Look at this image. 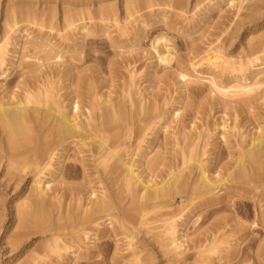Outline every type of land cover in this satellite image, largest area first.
Here are the masks:
<instances>
[{
  "label": "rangeland",
  "instance_id": "374dc122",
  "mask_svg": "<svg viewBox=\"0 0 264 264\" xmlns=\"http://www.w3.org/2000/svg\"><path fill=\"white\" fill-rule=\"evenodd\" d=\"M19 1L0 0V44L5 41L3 44L5 46L2 45L3 48L0 49V56L5 55V63L2 67L0 63V100L14 91L19 94L22 90L20 95L24 96L22 94V88L26 87L24 85L34 86L31 89L37 96L40 91L34 88L40 85L39 88L42 90H49L47 98L54 96L50 98L51 101L63 106L60 108L62 112L71 110L72 99L76 97L83 99L82 104L85 103V107H82L79 102L82 108L80 113L82 115L83 112L84 117L88 113L86 110L92 106L96 115L106 114L109 104L105 105V100L110 104L114 102L112 105L119 106L124 113L133 108L135 117L131 119L127 114L126 127L117 130L121 141L118 143L120 145L117 144V154L109 161V164L113 161L109 166L110 169L109 167L107 170L104 169L103 160L99 159L95 152L96 141H87L85 145L79 141L76 144L68 143L66 149L59 147L60 157H55L52 166L47 167L45 173L41 175L43 179L50 180L52 191L54 189L57 193L53 191V194L49 188L48 193L55 197L51 198L49 194L47 195L49 199L51 198L49 201L52 200L49 203L46 199V203L50 205V207L47 205L48 208L41 209L38 206L39 202L37 205L34 198L35 188L33 189L31 185H35L32 183L33 168L30 169L25 162L15 164L13 168L4 164L1 166L0 264H139L143 259L146 262L143 261L144 264H185L186 262V264H223L224 261H219L218 256L233 250L239 230L248 234V239L249 237L256 239L255 247L259 246L261 255L252 264H264V225L261 223L255 227L252 225L255 215L257 218V210L261 211L262 208L264 212L263 187L258 191L259 198H252L246 192L252 191L254 186L244 179L233 181L236 177L233 173V179L228 178L224 186L216 191L218 193L210 196L221 197L219 204L209 208H198L191 214L189 213L191 208L203 203L205 199L201 197L197 188L199 170L197 166H192L183 170L178 188L173 192L174 198L167 199V202L173 203L171 207L154 212L152 205H146L145 210L142 211L138 210L137 201L125 191L123 181L126 172L121 162L117 166L119 159L125 158L124 162L127 165L133 163L136 165L134 169L145 185L146 183L152 185L153 182L154 184L159 182L156 184L160 185L172 174L169 169L171 170L174 165L173 168H177L176 164L182 163L183 158L186 157L187 160L191 153L189 150L195 147L198 151L195 149L193 151L199 159L192 154L196 160L194 158L188 162H199L202 158L204 163L202 164L201 161L200 163L206 166L204 168L210 172L207 175L214 180L226 177L227 173L230 174L228 171H231L232 165L236 164L235 158L238 156L236 154L241 149L240 147L238 151L237 146L247 145L248 141L255 138L252 137L253 132L257 131L258 135V132H261L260 128L264 126V0L246 1L240 11L237 8L238 0L234 2L230 0H84V5L76 7L63 4V0H30L25 4H20ZM11 9L16 13L14 20L17 23L14 22V25ZM107 11L111 14L106 13ZM26 12L34 17H30L29 14L27 17ZM75 14L79 16V21L75 18ZM17 15H20V19L22 17L21 22ZM23 17L31 21L27 22ZM70 18L72 24L68 22ZM11 20L12 24H10ZM80 24L81 27L84 26L79 30ZM157 37L162 38L160 46L152 43ZM213 49H216V52ZM217 51L222 58L216 55ZM162 56L164 58L167 56L169 59L162 61ZM216 61L220 67L213 65ZM34 81L36 85L30 83ZM43 86L46 88L44 89ZM72 90H75V94ZM41 97L45 96L41 94ZM108 98L112 101H108ZM88 103L90 107L87 108ZM144 103L149 113L145 110L140 117L138 108L139 106L146 108ZM43 104L41 102V105ZM108 110L110 111V107ZM100 111L103 112L100 114ZM143 115L148 121H144ZM151 125L154 128L157 125L158 127L153 130ZM111 134H116V131ZM133 135L135 140L132 138ZM186 135L196 136V138L188 136L193 140L196 139L191 147L188 145L192 140L189 141L188 138L189 143L184 144L187 141ZM92 145L95 146V150H92ZM183 146L190 149L182 150ZM143 149L148 153L151 162L148 165L140 158L139 153ZM186 150L188 152H185ZM181 151L184 153L181 154L183 158L179 154ZM127 155L130 158H127ZM234 156L236 157L233 158ZM176 157L178 160L175 159ZM34 158L35 156L30 154V160ZM60 162H64L62 170L59 167ZM21 163L24 166H21ZM12 172L15 173L14 176ZM50 174L54 176L50 177ZM121 179H123L122 184L118 182ZM119 184L121 185L118 186ZM104 187L109 189L107 192L111 193L116 206L113 212V215H116L112 219L113 225L107 227L106 224L98 226L97 223L89 222V212L83 214V207H78L89 204L86 197L87 189L90 192L94 188L101 195L100 192H104ZM136 188L137 191L144 192L138 184ZM58 195V198L64 199L62 201L63 199L60 198L61 205H58L62 214L53 210L51 204L53 202L57 204L54 199ZM79 196L84 197L80 203ZM23 204H27V207H24L25 211ZM37 206L40 210H46L44 218L38 215L40 213ZM185 206L187 207L184 211L178 215ZM145 213L147 215L143 220L142 215ZM30 216L35 217L36 222ZM171 216H174V221H170L179 225L181 229L179 234L183 236L182 240L185 244L183 248L187 247L185 251L182 248L185 257L182 255L178 258L176 252L170 253L169 249H163L165 247L160 241L159 244L155 240L159 236L158 240L162 238L165 241V236L159 232L170 224L168 221L165 225L160 219H168ZM145 221L147 223L144 225ZM98 222H103V219ZM46 224H53V228L56 225L58 231L55 233L60 231V243L57 241V245L64 244L62 249L56 248L55 251L53 248L52 252L46 250L50 233H41L43 229L48 228ZM98 227L106 229L104 231H112L113 237L97 241L85 237V234L89 232L92 234L99 229ZM163 229L162 232H165L166 229ZM157 233L161 236H157ZM130 235L131 241L128 240ZM214 235L222 241L220 252L209 254L211 238H214ZM15 241L18 243L15 244ZM95 242L98 246H94ZM128 242H133V245L130 244L129 247ZM65 243L75 252L68 254L69 250L63 249ZM134 245L137 246L140 254L142 253L141 255L136 252ZM205 245L208 246L204 247ZM15 246L24 248L19 249ZM133 253L137 257L139 254L141 260L136 256L134 258ZM143 255L145 256L142 259ZM173 256H177V260ZM136 259L139 263L133 262Z\"/></svg>",
  "mask_w": 264,
  "mask_h": 264
},
{
  "label": "bare ground",
  "instance_id": "6f19581e",
  "mask_svg": "<svg viewBox=\"0 0 264 264\" xmlns=\"http://www.w3.org/2000/svg\"><path fill=\"white\" fill-rule=\"evenodd\" d=\"M30 0H20L19 2H20V4H25V3H28ZM231 2H234L235 0H230ZM246 1H249V0H238V9H239V11H240V9H242L244 6H243V3L244 2H246ZM62 3L63 4H70V5H73V6H77V5H84L83 3H84V0H63L62 1ZM128 5V4H127ZM215 5V4H214ZM129 6V5H128ZM234 6H236V4L234 5ZM16 7V6H15ZM88 7H89V5H88ZM129 8V7H128ZM6 10H8V9H6ZM12 10V9H11ZM26 10H28V8L26 9ZM30 10V9H29ZM103 10V9H102ZM19 11V10H18ZM111 11V10H110ZM238 10H237V12H239ZM29 12V11H28ZM28 12H26V16L28 17L30 14L28 13ZM6 13H7V11H6ZM5 13V14H6ZM35 13V12H34ZM78 13V12H77ZM106 13H109V14H111L109 11H107ZM105 13V14H106ZM130 13V12H129ZM10 14H12V19H13V25L15 24V23H17L16 22V20H14L15 19V15H16V13H15V11H14V9L12 10V13H10ZM20 14V13H19ZM22 14V13H21ZM20 14V15H21ZM29 14V15H28ZM108 14V15H109ZM8 15H9V13H8ZM20 15H17L18 17L20 16ZM32 15V14H31ZM30 15V17H32ZM78 15V14H77ZM80 15V14H79ZM82 15V14H81ZM108 15H105V16H108ZM16 16V17H17ZM38 16V15H37ZM75 16H76V14H75ZM110 16V15H109ZM27 17L25 18V17H23V18H25L24 20H27V22H28V20L29 21H31L29 18L27 19ZM34 17V16H33ZM32 17V18H33ZM78 17L79 16H76L75 18L76 19H78ZM7 18L9 19L10 17L9 16H7ZM80 18H81V16H80ZM11 19V18H10ZM19 19V22H21V19H22V17H21V19H20V17L18 18ZM82 19H84L83 17H82ZM82 19H80L81 21H82ZM32 20H35V19H32ZM40 20H42V19H40ZM70 21H68V22H70L71 24H72V20H71V18L69 19ZM6 21H7V19H6V16H5V23H6ZM18 21V20H17ZM75 21V20H74ZM73 21V22H74ZM78 21H79V19H78ZM15 22V23H14ZM23 22V21H22ZM25 22V21H24ZM144 22V21H143ZM142 22V23H143ZM82 24H83V22H81ZM118 23V22H117ZM117 23H116V25H117ZM7 24H9V23H7ZM6 24V25H7ZM10 24H12V20H11V23ZM70 24V25H71ZM79 26V25H78ZM84 25H82V27H83ZM81 27V24H80V26L78 27L79 28V30H80V28H82ZM87 27V26H86ZM23 29V28H22ZM158 36V35H157ZM162 36V35H161ZM162 38L160 37H157L156 39H155V42H153L152 41V43H155V44H157V45H161L160 44V40H161ZM163 41V40H162ZM166 41V40H165ZM3 44H5V41H4V43ZM3 44H0V49H2L3 47H2V45ZM3 46H5V45H3ZM154 47H155V45H153ZM221 46H218V48H220ZM6 48V47H5ZM4 48V49H5ZM252 48V47H251ZM254 48V47H253ZM212 49V48H211ZM216 50V49H215ZM214 49H213V51L214 52H216ZM219 50V49H218ZM254 50V49H253ZM257 49L255 48V51H256ZM3 51H6V50H3ZM2 51V52H3ZM222 51V50H221ZM219 52H220V50H219ZM219 52L217 51V53L219 54ZM216 53V55L217 56H220L221 57V54H217ZM4 54H5V52H4ZM0 55H1V52H0ZM215 55V56H216ZM5 56V55H4ZM4 56H0V63H1V67L3 66V63H5L4 62ZM47 56H49L48 54H47ZM217 56L215 57V58H217ZM56 57H58V56H56ZM59 57H60V54H59ZM220 57H218V59L220 58ZM169 59L167 56H165V58H164V56H162L161 57V60L162 61H167V59ZM209 58V57H208ZM222 58V57H221ZM165 59V60H164ZM209 59H211V58H209ZM208 59V60H209ZM214 59V58H213ZM215 60V59H214ZM224 59H222V61H223ZM209 62L210 63H212L211 62V60H209ZM213 62H215V61H213ZM221 62V61H220ZM219 63V62H218ZM215 64L217 65V66H219L218 64H217V61H216V63H214L213 65L215 66ZM216 66V67H217ZM220 67V66H219ZM6 70V69H5ZM5 70H4V73H5ZM26 81V80H25ZM70 82H72V81H70ZM22 82H20V85L22 86L23 84H21ZM23 83H25V82H23ZM30 83H32V84H34L35 83V81L34 82H30ZM29 84V83H28ZM39 84V83H38ZM41 84V83H40ZM35 85H36V83H35ZM44 85V84H43ZM72 85H74V84H72ZM16 86H18V84L16 85ZM20 86V87H21ZM24 86H26V87H21L22 89H23V92H22V94H24V96H21L20 94H21V91H20V93L18 94V92H17V94H16V92L14 91V92H11L8 96H5L2 100H0V168H1V166L4 164V166H6V167H10V168H13L14 166H16V165H18L17 163H19V162H25L28 166H29V168L31 167V168H33L32 169V173H33V175H34V179H33V182L32 183H34L35 185H33V184H31L32 186H33V193H35V195H34V198L36 199V201H37V205H38V202H39V207L42 209V207H43V209H45V207H47V205L52 201H49L53 196L55 197V195H53L54 193H55V191H54V189H53V191H54V193H53V191H52V189H51V187H50V180H45V179H43L42 177L43 176H41L42 174H44L45 172H44V170L45 169H47V167H49V166H52V162H53V160H54V158L55 157H60V155H58V151H59V147H62V149H66V144H67V146H68V143H70V144H76L77 143V141H79L81 144H83V145H85V144H87V141H90V140H93V141H96V144H97V147H96V151L95 152H97V155L99 156V159H102L103 160V163H104V169L105 170H107V168L109 167V166H111L110 164H112L113 163V161L109 164V161H110V159L111 158H113L116 154H117V144L121 141V136H120V134H119V131L117 132V130L118 129H121L122 127H126V125H127V118L126 117H128L127 116V114L129 115V118H134L135 117V115L133 114L134 113V109L133 108H131L130 110H128V111H125V113H124V111H122V109L121 108H119V106H117L116 107V105H115V107L112 105V103H114V102H112L111 104L110 103H107V100H102V102H105L104 104L105 105H107V104H109V106L106 108V110H107V112H105L106 114H104L103 113V116H98V115H96L95 114V112H94V109H92L93 108V106H92V102H91V106H92V108L89 106V103H88V105L86 106L87 108H88V106L90 107V108H88V110H86V112L88 111V113H86L85 114V117H84V115H83V112H82V115H81V113H80V108H81V106H80V104H82V102H81V100H83V99H80V101H79V99H77L76 97H74L73 99H72V103H71V110L70 111H68V112H66V111H60V108L61 107H63L62 105L60 106V105H57L55 102H52L51 101V97H54V96H51V97H48L47 98V96L49 95V90H46L45 88H44V86H43V88L45 89V90H42L41 88H39V87H41L40 85H39V87L38 88H34V90L36 89V90H38V91H40V93L38 94L40 97H41V94L43 95V96H45V97H41L42 99H40V97H39V99H38V97L37 96H35V93L32 91V89H31V87H34V86H27V85H24ZM236 87H237V85H236ZM240 87V86H239ZM20 88V89H21ZM48 88V87H47ZM75 88V87H74ZM73 88V89H74ZM50 90H52V89H50ZM73 91V94H75V90H72ZM7 92V91H6ZM42 92V93H41ZM50 92H52V91H50ZM54 93V92H53ZM78 93V92H77ZM51 94V93H50ZM4 95V94H3ZM2 94H1V96H3ZM6 95H7V93H6ZM79 95V94H78ZM21 96V97H20ZM81 96V95H80ZM88 97V96H87ZM92 97V96H91ZM132 97V96H131ZM56 99V98H55ZM94 99H95V97H94ZM90 100V99H89ZM92 100V99H91ZM110 100V98H108V101ZM92 101H94V100H92ZM110 101H112V100H110ZM134 101V100H133ZM41 102L42 103H44L43 105H41ZM71 102V101H70ZM79 102H80V104H79ZM97 102V101H96ZM135 102V101H134ZM144 102V101H143ZM67 103H68V101H67ZM66 103V104H67ZM94 103V102H93ZM121 103V102H120ZM139 103V102H138ZM141 103H142V101H141ZM140 103V104H141ZM103 104V105H104ZM119 104V103H118ZM133 104V103H132ZM143 104V103H142ZM141 104V105H142ZM41 105V106H40ZM54 105V106H53ZM83 106L82 107H85V103L84 104H82ZM102 105V109H103V107L105 106H103ZM134 105H135V103H134ZM68 106V105H67ZM66 106V107H67ZM121 106V105H120ZM131 106V105H130ZM138 106H139V104H138ZM144 106H145V103H144ZM56 109H55V108ZM70 107V106H69ZM97 106L95 105V108H96ZM110 107V111L108 110V108ZM146 107V106H145ZM151 107H154V106H151ZM87 108H85V109H87ZM100 108V107H99ZM104 108V109H105ZM62 109H64V108H62ZM70 109V108H69ZM101 109V110H102ZM146 109H148L147 107L146 108H143L142 106H139V108H138V115H140V117H141V114H143V112H145V110ZM154 109H155V107H154ZM153 109V110H154ZM81 110H82V108H81ZM105 110V111H106ZM104 111V110H103ZM103 111H100V114H101V112H103ZM99 112V111H98ZM85 113V112H84ZM96 113H97V111H96ZM146 113H149V111L148 110H146ZM155 113V112H154ZM147 115V114H146ZM81 116H83V117H81ZM147 116H149V115H147ZM143 117H145V119H144V121H148V119L146 118V116L145 115H143ZM150 119V118H149ZM159 121V120H158ZM157 122V121H156ZM155 122V123H156ZM160 122V121H159ZM159 122L157 123V124H159ZM161 124V123H160ZM140 125V124H139ZM162 125V124H161ZM161 125L159 126V127H161ZM152 126V125H151ZM235 126H236V124H235ZM141 127V126H140ZM153 127V126H152ZM152 127H150V128H152ZM158 127V125L157 126H155V128H157ZM164 127V126H163ZM149 128V129H150ZM154 128V127H153ZM155 128L153 129V130H155ZM264 126H262L261 128H260V131L261 132H258V135H257V131H256V133H254L253 132V136L252 137H254L255 136V138H252L250 141H248V143H247V145H243L242 143L243 142H241V144H242V146L240 145H238L237 147V149H238V151H239V148L241 147V149H240V153L238 154H236V155H238L237 157L236 156H234L233 158H235V163L236 164H234V165H232L233 167H231V171L229 170L228 172H230V174L229 173H227L226 174V177H224V178H221V179H218V180H214V179H211L210 178V176L209 175H207V173L209 172L208 171V169H206V168H204V167H206L205 165H202L203 163H204V161L202 162V158H200V160H199V162H193V163H190L191 162V159L193 160L194 158V160H196V157H198L197 159H199V156H196V153H195V151L197 150V148H195V147H193V150L195 149V151H193L192 150V148L190 149V147L192 146V144H193V142H196L195 140H193V139H191V138H189V137H194V135H192V136H190V135H186L187 137L185 138L186 140H187V138L189 139V141H191L192 140V143L190 142L189 143V141L187 140V141H185L184 142V144H186V142H188L189 143V145L188 146H190L189 147V149L187 148L188 146L187 145H185V146H187L186 148L191 152H189L190 154V156L188 157V155H187V153H186V155H187V157H188V159L186 160V157L185 158H183V156L181 155L182 153H183V151H181V153H179L181 156H182V158H183V160H182V163H179L178 161V163L177 162H175V163H177L176 164V166H177V168L175 169V168H173V167H171V170L169 169V171H172L171 173V175L168 177V179L165 181L164 180V182H162V184L160 183V185H157L156 183H159V182H156L155 184H154V182L152 183V185H149L148 183H146L147 185H145L141 180H140V178H139V175L136 173V171H135V169H134V167L136 166L134 163L133 164H129V165H127L126 164V162H124L125 161V158H124V160L123 159H119V161H118V164H117V166L119 165V163L124 167V171L126 172L125 173V177H124V188H125V191L127 192V193H129L132 197H133V199H134V201H137V205H138V210H142V211H144L145 210V207H146V205H152V209H153V211L155 212V210L156 211H159V210H164V209H167V208H169V207H171L172 206V204L173 203H170V202H167V199H173L174 198V194H173V192H174V190H176L177 188H178V181H180L181 180V176L183 175L182 174V172H183V170L186 168V170H187V168H191L192 166H197V169L199 170V172H197L198 173V179H199V182H198V190L200 191V195H201V197H205V199H204V201H203V203H199V204H197V205H195V206H193L192 208H191V210L189 211V213H194L195 212V210H197L198 208H209V207H211V206H213V205H217V204H219L220 203V200H221V197H217V198H212V197H210L212 194H217L216 193V191L221 187V186H224V184H225V182H227V179L228 178H231L232 177V175H233V173H235V175H236V177L234 178V180L233 181H235V180H240V179H244V181H246V182H249L251 185H253L254 186V189L252 190V191H248V192H246V193H248L249 195H251L252 196V198H259V193H258V191H259V189H261L262 187L264 188ZM140 129V128H139ZM143 129V128H142ZM116 131V134H111V132H113L114 133V131ZM123 130V129H122ZM134 131H135V129H134ZM133 131V132H134ZM126 132V131H125ZM136 132H138L137 130H136ZM156 132H157V130H156ZM122 133V132H121ZM147 133V132H146ZM192 133V132H191ZM123 134V133H122ZM136 134V133H135ZM189 134V133H188ZM140 135V134H139ZM156 135V134H155ZM257 135V136H256ZM42 137L41 139H39V138H37V137ZM125 136V135H124ZM134 135H133V140H135L134 139ZM145 137V136H144ZM123 138H125V137H123ZM194 138H196V136L194 137ZM77 139V140H76ZM140 139V138H139ZM142 139V138H141ZM125 140V139H124ZM138 140V139H137ZM76 141V142H75ZM93 141H92V143H93ZM128 142V141H127ZM146 142V141H145ZM251 142V143H250ZM79 143V144H80ZM91 143V142H90ZM187 143V144H188ZM239 143V142H238ZM79 144H77V145H79ZM80 144V145H81ZM95 144V143H94ZM124 144V143H123ZM137 144V143H136ZM240 144V143H239ZM118 145H120V144H118ZM93 146V145H92ZM145 146V145H144ZM185 146H183V149L182 150H185L186 148H184ZM194 146V145H193ZM195 146H196V143H195ZM245 146V147H244ZM89 147H90V145H89ZM150 147V146H149ZM62 149H60V151L62 150ZM120 149V148H119ZM123 149V148H122ZM148 149V148H147ZM146 149V150H147ZM68 150V149H67ZM92 150H95V146H93V149ZM127 151V150H126ZM126 151H125V153L124 154H126ZM145 151V149H143L139 154H140V158L141 159H144L145 160V162H144V164H146V165H148V164H150L151 162L149 161V159H148V153L147 152H144ZM198 151V150H197ZM93 152V151H92ZM128 152V151H127ZM185 152H188L187 150L185 151ZM94 153V152H93ZM121 153V152H120ZM204 153H205V151H204ZM30 154H32L33 156H35V158L33 159V160H30ZM60 154V153H59ZM119 154V153H118ZM123 154V155H124ZM130 154V153H129ZM177 154H178V152H177ZM178 154V155H179ZM184 154V153H183ZM192 154L193 155H195L194 156V158L192 157ZM122 155V154H121ZM185 155V156H186ZM198 155H199V152H198ZM63 156V155H62ZM128 156V155H127ZM154 156V155H153ZM180 156V157H181ZM57 157V158H58ZM64 157V156H63ZM119 157H121V156H119ZM138 157V156H137ZM127 158H130L129 156L127 157ZM157 158V157H156ZM115 159V158H114ZM153 159V158H152ZM176 160H178L177 159V157L175 158ZM79 160V159H78ZM116 160H118V158H116ZM116 160H114V162L116 161ZM175 160V161H176ZM61 161V160H60ZM127 161V160H126ZM160 161V160H159ZM188 161H190V162H188ZM200 161H201V163H200ZM65 162V161H64ZM64 162H60V165H59V167H60V170H62L63 169V167H64ZM67 162V161H66ZM79 162V161H78ZM117 162V161H116ZM99 163V162H98ZM132 163V162H131ZM153 163V162H152ZM233 163H234V161H233ZM232 163V164H233ZM16 164V165H15ZM68 164V163H67ZM115 165H116V163H114ZM157 164H159V162L157 163ZM180 164V165H179ZM23 164L21 163V166H22ZM98 165V164H97ZM156 165V164H155ZM24 166V165H23ZM70 166H72V165H70ZM69 166V167H70ZM122 166H119V168L120 167H122ZM172 166V165H171ZM75 167V166H74ZM153 167H155V166H153ZM30 168V169H31ZM112 168H113V166H112ZM149 168H151V167H149ZM3 169V168H2ZM25 169H26V167H25ZM109 169H110V167H109ZM114 169V168H113ZM113 169H112V171L111 172H113ZM156 169V168H155ZM175 169V171H173ZM230 169V168H229ZM7 170V169H6ZM28 170V169H27ZM2 171V170H1ZM4 171V170H3ZM10 171V170H9ZM15 171H17V170H15ZM14 171V172H15ZM18 171H20V169L18 170ZM116 171V170H115ZM117 171L119 172V169H117ZM121 171V170H120ZM14 172H12V175L14 176L15 175V173ZM25 172V171H24ZM60 172V171H59ZM117 172V173H118ZM120 173H122V172H120ZM196 173V174H197ZM210 173V172H209ZM9 174V173H8ZM25 174V173H24ZM28 175V174H27ZM234 175V176H235ZM5 176V175H4ZM19 176H20V178L22 177L21 176V174H19ZM54 175H52V174H50V177H53ZM72 176V175H71ZM70 176V177H71ZM122 176V175H121ZM120 176V178H123V177H121ZM228 176V177H227ZM2 177V176H1ZM12 177V176H11ZM18 177V176H17ZM48 177H49V174H48ZM69 177V178H70ZM197 177V176H196ZM46 178V177H45ZM119 178V177H118ZM153 178V177H152ZM49 179V178H48ZM62 179V178H61ZM115 179V178H114ZM113 179V180H114ZM180 179V180H179ZM197 179V180H198ZM232 179H233V177H232ZM231 179V180H232ZM122 180L123 179H121L120 181H118V182H120L121 184H122ZM163 179H161V181H162ZM229 181H230V179L228 180V183H229ZM21 182H23V181H21ZM150 183V184H151ZM196 183V182H195ZM194 183V184H195ZM121 184H119L118 186H120ZM137 184H138V187L139 186H141L142 188H140L142 191H144V192H141L140 190H138L137 191V188H136V186H137ZM183 185V184H182ZM35 186V187H34ZM53 186V185H52ZM195 186H196V184H195ZM194 186V187H195ZM103 187V186H102ZM116 187H117V185H116ZM51 189V191H52V195H50V193H48V191ZM53 188V187H52ZM92 189V188H91ZM30 190H31V187H30ZM31 190V191H32ZM102 190V189H101ZM262 190V189H261ZM64 191V190H63ZM62 191V192H63ZM85 192H86V190H84ZM89 190L87 189V195H86V197H88V200H89V204L88 205H85V207L84 206H82V205H79V204H77V205H79L78 207H83L82 208V213L84 214H88L87 212H89V214H88V217H89V222H94V223H97V225L98 226H102V225H105L106 224V227L108 226V225H113V222H112V219L114 218V216H116V215H113V212L115 211V208H116V206H115V204H114V202H113V200H112V195H111V193H109V192H107V191H109V189L106 187H104V192H100L101 193V195L100 194H98L97 193V191H95V189L93 188V191H90V192H88ZM220 191V190H219ZM264 191V190H263ZM30 192V191H29ZM57 192H58V190H57ZM65 192V191H64ZM79 192H82V191H79ZM115 192H117L116 190H115ZM119 192V191H118ZM137 192H139V193H137ZM24 193V192H23ZM32 193V192H31ZM30 193V194H31ZM29 194V195H30ZM49 194V195H48ZM55 194H57V193H55ZM65 194H67V193H64V195ZM74 194H76V193H74ZM121 194V193H120ZM193 194H195V191L193 192ZM22 195V194H21ZM33 195V194H32ZM47 195L48 196H51V198L49 199L48 197H47ZM59 195H60V193H59ZM59 195L56 197V199H54L56 202H57V204H53V203H51L52 204V207H53V210H55V211H57L59 214H62V211H61V208L58 206L60 203H61V200L64 198L63 197V194H62V197H60V198H62L61 200H60V198H58L59 197ZM82 195L84 196V193H82ZM27 196H28V194H27ZM31 196V195H30ZM68 196V195H67ZM130 196V197H131ZM24 197H26V196H24ZM24 197H22V198H24ZM116 197V196H115ZM26 198H28V197H26ZM31 198V197H30ZM30 198L28 199V200H30ZM79 199H78V202L80 203V201H82L83 199L82 198H84V197H81V196H79L78 197ZM192 198V197H191ZM49 201V203H46L47 202V200ZM64 199H66V198H64ZM64 199L62 200V201H64ZM68 199V198H67ZM74 199V198H73ZM77 199V198H76ZM86 199V198H85ZM193 199V198H192ZM232 199V198H231ZM23 200H25V199H23ZM70 200V199H69ZM255 200V199H254ZM32 201V200H31ZM31 201H28V202H31ZM35 200H33V202H34ZM68 201V200H67ZM74 201V200H73ZM76 201V200H75ZM191 201H193V200H191ZM262 201V200H261ZM24 202V201H23ZM22 202V203H23ZM27 202V201H26ZM55 202V203H56ZM263 202V201H262ZM188 203V202H187ZM29 204V203H28ZM64 204H66V203H64ZM70 204V203H69ZM127 204H128V202H127ZM24 205V204H23ZM26 205V206H25ZM24 206H22L23 207V211H25L24 210V207L26 208L27 207V204H25ZM31 205V204H30ZM34 205V204H33ZM61 205V204H60ZM188 205V204H187ZM37 206V207H38ZM49 207H50V205H48ZM70 206V205H69ZM68 206V207H69ZM226 206V205H225ZM257 206V205H256ZM36 207V206H35ZM39 207L37 208L38 210H39V212L38 213H40V214H38V215H40V216H42L43 218L45 217L44 215H46V210L44 211V210H40L39 209ZM187 206H185L182 210H180L179 211V213H178V215L182 212V211H184V209L186 208ZM217 207V206H216ZM29 208V207H28ZM27 208V209H28ZM48 208V207H47ZM67 208V207H66ZM70 208H71V206H70ZM21 209V208H20ZM37 209H35V210H37ZM221 209V208H220ZM225 209H226V207H225ZM224 209V210H225ZM257 209V208H256ZM22 210V209H21ZM49 210V209H48ZM71 210V209H70ZM69 210V211H70ZM237 210V209H236ZM68 211V212H69ZM218 211V209L216 210V212ZM238 211V210H237ZM18 212V211H17ZM26 212H27V210H26ZM49 212V211H48ZM240 212V211H239ZM29 213V212H28ZM31 213V212H30ZM238 213V212H237ZM23 214V213H22ZM27 214V213H26ZM25 214V215H26ZM37 214V213H36ZM175 214H177V213H175ZM24 215V214H23ZM32 215V214H31ZM38 215H37V218H38V220H39V217H38ZM146 215H147V213H145V214H143L142 215V218H143V220H145L144 218L146 217ZM31 217V216H30ZM33 217V216H32ZM31 217V218H32ZM27 218V217H26ZM35 217H33V219L32 220H35V222H36V219H34ZM259 220H258V219ZM257 218H256V215H255V219H254V221H253V223H252V225L255 227V226H259V223H261L262 225H264V212L262 211V208H261V211L260 210H257ZM28 219V218H27ZM101 219H103V222H101V223H99L98 221L99 220H101ZM147 219H148V217H147ZM174 219V216H171L170 218H168V219H160L162 222H165V225L166 224H168V223H166V222H168L169 221V224H170V226L169 227H167L168 225H166V228L165 227H163L162 229L163 230H165L166 229V231L165 232H162V229H161V231L159 232L162 236H165V241H167L168 240V242H165L164 240H162V238H161V240H158L157 238L159 237L158 235H160V234H158L157 233V238L155 239L156 241H160L161 242V245H163V247H165V248H163V249H165V250H170L169 252L171 253V252H176L177 253V255H178V258H180L185 252V250L187 249V247L185 248H183V245H185L184 244V241L182 240L183 238V236L182 235H180L179 234V232L181 231V229H180V227H179V225L177 226V225H175V224H173L174 222H171V221H174L173 220ZM235 219H237L236 217H235ZM171 220V221H170ZM21 221V220H20ZM26 220H24V222H25ZM108 221V223H106ZM142 221V220H141ZM140 221V222H141ZM147 221V220H146ZM145 221V223H144V225L147 223ZM237 221V220H236ZM260 221V222H259ZM26 223V222H25ZM121 223V222H120ZM151 223V222H150ZM237 223H239V220H238V222ZM28 224V223H27ZM51 224V223H50ZM260 224V225H261ZM19 225V224H18ZM23 225V224H22ZM48 224H46V226H47ZM24 226V225H23ZM26 226V225H25ZM22 227V226H21ZM48 228H45V229H43V231L41 232V233H50V235H49V242L47 243V247H46V250H50V251H48V252H52L53 251V248H55L54 250L56 251V248H61L62 246H64V244L63 245H61L60 244V246L59 245H57V241L60 243V239H59V237H60V234H59V232H57V233H55V231H58V228L56 227V225H55V227L53 228V224L52 225H48L47 226ZM66 227H68V226H66ZM69 228V227H68ZM99 228V227H98ZM168 228V229H167ZM216 228H218V227H216ZM241 228H243L242 226H241ZM252 228V227H251ZM104 230H106V229H101V228H99L98 230H96V231H94V232H92V234H90V232H89V234H85V237L86 238H89V239H91V238H93L94 240H100V239H103V238H106V237H113V233H112V231H110V230H107V231H104ZM154 230V229H153ZM214 231H217L216 229H214ZM160 235V236H161ZM168 235V236H167ZM131 236V235H130ZM169 237L168 239H167V237ZM215 237L214 238H211L212 239V241H211V248L209 249L211 252H209V254L210 253H212V254H218L219 252H220V246H221V244H222V241H220L219 239H217L216 238V235H214ZM62 237V236H61ZM127 237V236H126ZM129 237V236H128ZM127 237V238H128ZM132 238V236L128 239V240H130ZM133 238H134V236H133ZM160 238V237H159ZM14 240H16L15 238H13ZM13 239H12V241H13ZM21 239V238H20ZM258 239V238H257ZM254 240H256V239H254ZM254 240L253 239H251L250 237H249V239H248V234H245L244 232H242L241 230H239V232H238V234H237V237H235V242H234V246H233V250H228V252H226V253H224L223 255L222 254H220V256H218V259H219V261H224V263L223 264H244V263H248V264H252L255 260H258L259 259V257H260V255H261V253H260V249H259V246L258 247H255V243H254ZM131 241V240H130ZM132 241H133V239H132ZM134 242V241H133ZM132 242V243H133ZM160 242H159V244H160ZM163 242V243H162ZM18 242H16L15 241V244H17ZM50 243H52L53 245H51ZM58 243V244H59ZM129 243V242H128ZM128 243H127V245H128ZM132 243H129V247H130V244H132ZM164 243H168L167 245L166 244H164ZM186 243V242H185ZM54 244H55V246H54ZM107 244H108V241H107ZM14 244L12 243V246H13ZM65 245H66V243H65ZM103 245V244H102ZM101 245V246H102ZM110 245V244H109ZM133 245V244H132ZM136 245V244H135ZM134 245V246H135ZM208 245H210V243L208 244ZM207 245V246H208ZM94 246H98V243L97 242H95L94 243ZM206 245L204 246V247H207ZM15 247H17V248H19V249H22V248H24V247H22V246H15ZM132 247V246H131ZM136 248V252L138 251L137 250V246H135ZM139 247V246H138ZM141 247V246H140ZM203 247V248H204ZM105 248H107V247H105ZM162 248V247H161ZM182 248L184 249V251L182 250ZM62 249V248H61ZM63 249L65 250V249H67V250H69V253L68 254H71V253H74L75 252V250H73L72 249V247L71 246H65V247H63ZM102 249V248H101ZM133 249V248H132ZM138 249H140V250H142L141 248H138ZM45 250V251H46ZM52 250V251H51ZM58 250V249H57ZM134 250V249H133ZM60 251V250H59ZM66 251V250H65ZM47 252V251H46ZM58 252V251H57ZM133 252H135V250L133 251ZM135 252V253H136ZM139 252V251H138ZM207 252H208V250H207ZM59 253V252H58ZM134 254V253H133ZM139 254H140V252H139ZM139 254H138V257H137V255L136 254H134L133 255V257L135 258V256L138 258V260L141 258L140 256H139ZM142 254V253H141ZM140 254V255H141ZM180 255V256H179ZM206 255H207V253H206ZM145 255H143L142 256V259H143V257H144ZM200 256H202V254L200 255ZM104 257V256H103ZM174 258H176L175 256H173ZM182 257H185L184 255L182 256ZM146 258V257H145ZM103 259V258H102ZM112 260H114L113 258H112ZM132 260H134V259H132ZM137 259L135 260V261H133V262H135V263H139V261H138ZM141 260V259H140ZM145 259H143V261H144ZM176 260H177V258H176ZM185 260H187V259H185ZM246 260H248V261H246ZM138 261V262H137ZM143 261H142V263H139V264H144L143 263ZM146 261H148V260H146ZM145 262V261H144ZM186 262V261H185ZM124 263H126V262H124ZM132 263V262H131ZM146 263V262H145ZM187 263V262H186ZM185 263V264H186ZM183 264V263H182Z\"/></svg>",
  "mask_w": 264,
  "mask_h": 264
}]
</instances>
